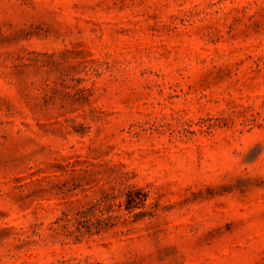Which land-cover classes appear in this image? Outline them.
<instances>
[{
	"label": "rangeland",
	"instance_id": "374dc122",
	"mask_svg": "<svg viewBox=\"0 0 264 264\" xmlns=\"http://www.w3.org/2000/svg\"><path fill=\"white\" fill-rule=\"evenodd\" d=\"M0 264H264V0H0Z\"/></svg>",
	"mask_w": 264,
	"mask_h": 264
}]
</instances>
